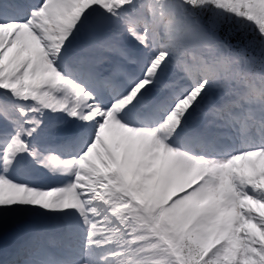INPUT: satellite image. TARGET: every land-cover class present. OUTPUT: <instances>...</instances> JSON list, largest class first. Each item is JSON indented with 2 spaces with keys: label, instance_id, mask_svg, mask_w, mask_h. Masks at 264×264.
<instances>
[{
  "label": "snow or ice",
  "instance_id": "6c2138e0",
  "mask_svg": "<svg viewBox=\"0 0 264 264\" xmlns=\"http://www.w3.org/2000/svg\"><path fill=\"white\" fill-rule=\"evenodd\" d=\"M0 264H264V0H0Z\"/></svg>",
  "mask_w": 264,
  "mask_h": 264
}]
</instances>
